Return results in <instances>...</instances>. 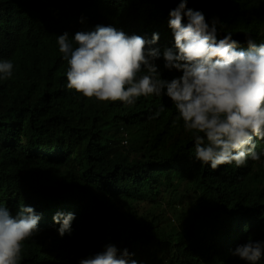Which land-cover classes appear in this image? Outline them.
<instances>
[{"label":"trees","instance_id":"obj_1","mask_svg":"<svg viewBox=\"0 0 264 264\" xmlns=\"http://www.w3.org/2000/svg\"><path fill=\"white\" fill-rule=\"evenodd\" d=\"M178 3L0 0V60L14 65L0 79V207L15 216L31 206L41 217L21 264H79L106 245L137 264H250L236 248L264 242V155L213 171L195 160L182 119L173 125L178 112L166 95L125 105L67 88L57 36L72 42L98 24L146 39L158 33L150 47L161 53V78L181 76L163 60L176 51L168 22ZM187 8L209 24L218 19V39L230 32L238 50H247L245 33L264 43V0H188ZM255 150L264 153V141ZM58 212L75 215L63 236Z\"/></svg>","mask_w":264,"mask_h":264},{"label":"clouds","instance_id":"obj_2","mask_svg":"<svg viewBox=\"0 0 264 264\" xmlns=\"http://www.w3.org/2000/svg\"><path fill=\"white\" fill-rule=\"evenodd\" d=\"M187 4L179 0L169 12L176 51L163 52L164 67L181 76L161 78L155 64L161 53L150 47L159 41L158 33L146 39L98 24L92 31H77L72 42L67 32L57 36L68 64L67 88L88 99L125 105L166 95L178 112L173 125L182 119L184 130L193 134L194 158L201 165L215 171L233 162L244 167L249 158L259 161L264 155L255 150L256 140L264 141V43L245 33L247 50H238L230 32L218 39V19L209 24L202 11ZM13 67L11 60H0V79L11 78ZM163 111L162 106L151 118ZM40 219L31 206H22L15 216L0 207V264H21L24 242L38 234ZM74 219L73 213L53 216L60 236L70 232ZM233 254L257 264L264 242L250 239ZM132 255L127 249L118 255L114 245H106L79 264H137Z\"/></svg>","mask_w":264,"mask_h":264}]
</instances>
